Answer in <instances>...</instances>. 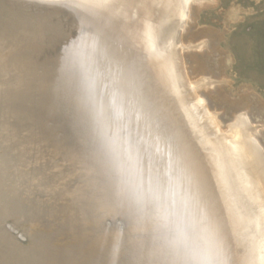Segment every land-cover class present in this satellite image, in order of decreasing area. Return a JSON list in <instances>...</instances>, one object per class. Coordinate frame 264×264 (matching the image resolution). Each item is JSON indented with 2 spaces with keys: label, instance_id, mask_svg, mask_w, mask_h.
<instances>
[{
  "label": "water",
  "instance_id": "1",
  "mask_svg": "<svg viewBox=\"0 0 264 264\" xmlns=\"http://www.w3.org/2000/svg\"><path fill=\"white\" fill-rule=\"evenodd\" d=\"M6 1L0 0V21L20 9ZM33 6L35 11L23 10L44 18L34 22L36 40L25 49L30 84L22 90L5 87L0 98V264H120L118 241L155 216L163 193L169 214L151 231L191 257L165 264H220L218 241L206 230L213 189L188 177L192 165L186 153L194 148L189 134L183 125L176 127L182 140L169 158L174 179L161 187L156 170L146 164L137 114L121 117V99L111 101L105 86L99 90L84 58V43L93 42L92 54H112L127 40L131 69L150 71L145 45L132 36L139 16L124 17L109 7L103 17L70 0ZM183 22L175 24L176 42ZM162 23L156 28L170 35ZM44 32L56 40L54 47L35 46ZM15 63L9 58L0 68ZM162 85L158 80L150 87L160 99ZM58 162L63 166L55 171Z\"/></svg>",
  "mask_w": 264,
  "mask_h": 264
},
{
  "label": "bare ground",
  "instance_id": "2",
  "mask_svg": "<svg viewBox=\"0 0 264 264\" xmlns=\"http://www.w3.org/2000/svg\"><path fill=\"white\" fill-rule=\"evenodd\" d=\"M38 1L46 5L61 0L6 1L20 9L9 11L14 15L11 18L8 14H3L0 21V67L9 58L16 62L13 68H0V78H3L2 81L0 79V98L5 93V87L18 85L22 90L30 84L28 74L30 71H26L25 68L28 66L25 49H28L30 41L36 40L32 32L33 24L41 21L44 14L31 15L27 14L26 10L35 11L33 5L34 2L39 3ZM168 1L173 3L179 16L185 13L188 0ZM70 2L75 7L85 6L89 12L102 11L103 17L109 11L107 10L109 7H117V12L124 17L126 15L123 13L128 15L136 13V16H139L140 28L132 36L140 37V42L145 45L149 54L150 71L139 74L137 70L131 69L133 51L128 48L127 40L124 47L122 42L115 46L112 54L97 55L92 54L94 44L90 41L82 44V48H85L84 58L88 64L91 63L89 69L95 72L93 73L96 75L95 84L99 90L104 86L109 89L111 101L121 99L119 102L120 107L122 106L121 117L130 118L131 114H137L140 120L137 132L141 135L143 148L149 156L146 164L151 163V170H156L161 187L169 185L170 180L174 179L173 174L169 173L170 154L182 140H179L175 129L183 125L181 129L191 136L187 139H190L194 147L186 153L189 157L188 163L192 165L188 177L191 180L194 177H198L199 180L201 178L202 184L206 182L213 189L206 230L216 237V242L218 241L219 263L247 264L248 261V264H264V148L257 138L260 130L264 132L262 125L264 120L253 121L245 114L236 118L234 124L228 127V132L224 133L221 130L217 115L211 114L203 102L192 93V86L187 80L183 64L182 48L180 43L172 38L173 29L168 32L166 28L165 31L170 35L162 36L160 29L158 31L156 28L160 19L161 22L165 20L163 17L159 18L158 9L160 7L165 9L166 0H70ZM168 18L169 20L173 18L178 26L179 21L176 17ZM106 31L111 35L114 33L111 27L106 28ZM52 32L54 33L53 29ZM39 37L40 41H36L35 46L40 44L47 48L54 47L56 40L54 41L53 37L45 32ZM81 58L85 61L83 56ZM54 62L58 63L56 58ZM174 63L178 70L173 68ZM158 80L163 82L161 99L155 90L150 88L155 86ZM62 166V163L58 162L55 171ZM189 188L193 191V182H189ZM163 195L164 198L160 201L155 216L145 218L142 228L158 229L166 213L169 214L170 202L164 193ZM109 215H113L112 212H109ZM204 217L207 215L204 214ZM247 219L251 220L250 224H247L249 223ZM226 221L231 227L226 225Z\"/></svg>",
  "mask_w": 264,
  "mask_h": 264
},
{
  "label": "rangeland",
  "instance_id": "3",
  "mask_svg": "<svg viewBox=\"0 0 264 264\" xmlns=\"http://www.w3.org/2000/svg\"><path fill=\"white\" fill-rule=\"evenodd\" d=\"M186 5L179 16L166 0L158 16L165 19L162 24L168 25V32L176 29L168 17H176L181 25L185 21L177 43L192 93L217 115L224 133L245 114L263 121L264 0H188ZM173 68L178 70L175 63ZM262 131L257 138L264 148Z\"/></svg>",
  "mask_w": 264,
  "mask_h": 264
},
{
  "label": "snow or ice",
  "instance_id": "4",
  "mask_svg": "<svg viewBox=\"0 0 264 264\" xmlns=\"http://www.w3.org/2000/svg\"><path fill=\"white\" fill-rule=\"evenodd\" d=\"M104 195L108 194L105 192ZM118 246L121 255L120 264H165V262L191 258L176 248L171 241L165 243L161 236L139 226L131 229L122 242L118 241Z\"/></svg>",
  "mask_w": 264,
  "mask_h": 264
}]
</instances>
